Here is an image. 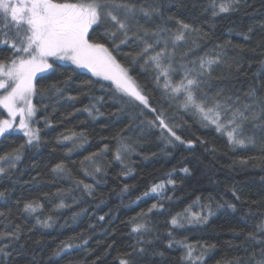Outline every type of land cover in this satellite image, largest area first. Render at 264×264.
<instances>
[{"label":"trees","instance_id":"obj_1","mask_svg":"<svg viewBox=\"0 0 264 264\" xmlns=\"http://www.w3.org/2000/svg\"><path fill=\"white\" fill-rule=\"evenodd\" d=\"M123 2L137 7L128 22V42L120 43L124 36L111 23L90 35L129 70L156 111L122 97L109 81L71 63L55 61L39 74L33 97L39 142L29 145L17 131L0 137V156L24 145L14 167L0 161L5 168L0 174V232L19 237L0 239L9 253L0 254V264H120L122 259L129 264H249L264 240L258 228L264 222V119L244 123L238 137L245 139L244 146L230 144L226 131L218 132L194 109L182 107L183 94L164 89L155 66L137 55L144 47L137 37L149 31L146 39L155 45L150 54L168 40L173 85L183 78L182 65L219 57L211 75L202 78L198 97L219 93L222 102L231 97L234 108L253 104L246 115L260 116L246 93L255 89L264 97V0H231L228 12H219V5L230 0ZM140 8L158 11L144 17ZM181 24L190 27L183 40L173 43ZM160 29L165 31L157 44L151 33ZM106 31H116L118 49ZM11 56L0 43V60ZM161 113L184 143L174 138L168 143L167 131L150 123ZM122 145L129 150L117 160ZM57 164L63 170H54ZM161 184L162 189L151 192ZM27 203L38 207L26 211ZM188 210L207 220L171 224ZM137 224L145 229L133 231ZM189 246L191 260L186 258Z\"/></svg>","mask_w":264,"mask_h":264},{"label":"snow or ice","instance_id":"obj_2","mask_svg":"<svg viewBox=\"0 0 264 264\" xmlns=\"http://www.w3.org/2000/svg\"><path fill=\"white\" fill-rule=\"evenodd\" d=\"M215 7L216 5L213 4V8ZM231 7V0L229 3H221L219 12H228ZM139 11L144 17H150L158 10L140 8ZM136 12L135 4L123 2V0L120 3H117V0H0V35L4 37L0 43L12 51V56L7 62L0 60V90H2L0 91V108L4 109L9 117L0 119V137L13 129L15 125L27 137V144L39 142L38 129L32 128L29 123L37 110L33 104V97L37 93L35 81L38 74L52 69L55 61L70 62L77 69H84L91 73L92 77L109 81V87L114 92L155 112L156 109L151 108L149 98L143 94L140 84L129 70L117 61L105 43L94 40L90 35V32H95L101 25L111 23L117 31L123 34L124 39L120 43L125 44L128 42V22L135 19ZM215 14L213 12V15ZM189 27L187 24H181L182 30L172 37V42L183 40L184 30H188ZM163 31L165 30L160 29L151 33V36L156 37L157 44L160 42ZM116 34V31L105 33L113 40V47L118 49L119 45L115 44ZM146 37H149L148 30L143 31V36L137 37L144 44L142 51L137 55L146 57L145 63L151 62L155 66L159 76L164 78V89L170 90L177 96L183 94L182 107L184 109H194L206 124L214 125L218 132L226 131L230 144L244 146L245 139L238 137L243 130L244 123L250 118L251 120L264 119V97L258 96L255 89L246 93V96L252 98L254 104L260 108L261 115L257 116L253 113L251 117L246 113L251 112L253 104H244L242 108H234L229 103L231 97L222 102L219 99V93L214 98H209L207 95L198 97L197 92L202 78L211 75L212 66L219 63V57H202L198 61H190L191 67L182 65L183 78L178 84L173 85L170 80V72L173 71L172 64L166 51L168 40L165 39L164 48L150 54L155 45L149 43ZM165 59L169 60L167 64L164 63ZM157 80L159 81V77ZM17 118H19L18 125H16ZM150 123L153 125L158 123L162 130L167 131L168 137L165 139L168 143H172L173 138L175 141L184 143L173 128L165 122L162 113L157 114L155 121ZM64 139L67 140L69 137H64ZM247 139L252 142L250 137ZM188 143L191 144V141ZM23 147L24 145H21L20 149ZM20 149L6 156H0V161H8L14 167V161L20 159ZM128 150L127 145H122L117 151L116 159H121V151ZM54 170H63L62 164H57ZM96 171L100 169L97 168ZM184 171L188 170L184 169ZM3 173H5V168L0 167V174ZM169 182L174 183V181ZM89 187L85 185V188ZM162 188V184L153 186L151 192L155 193ZM3 195L4 193L0 192V197ZM37 207L38 205L33 203L25 204L26 211H35ZM156 207L155 204L152 206V208ZM228 207L234 208L235 206L228 205ZM207 213L209 216L212 215L211 205L207 206ZM0 215L3 214L0 213ZM206 220L207 216L193 214L188 222ZM44 223L47 226V222ZM171 224L175 227L183 226L177 217L171 220ZM258 228L264 234V224L258 225ZM142 229H145V225L137 224L133 231ZM249 236L255 240L254 234L249 233ZM9 237L19 238L16 232H0V239ZM259 243L260 250L252 253L249 257V264H264V240ZM6 248L7 245L0 247V254L9 255ZM186 258L193 259L190 246ZM120 264H129V261L122 259Z\"/></svg>","mask_w":264,"mask_h":264},{"label":"rangeland","instance_id":"obj_3","mask_svg":"<svg viewBox=\"0 0 264 264\" xmlns=\"http://www.w3.org/2000/svg\"><path fill=\"white\" fill-rule=\"evenodd\" d=\"M61 62H65V63H70V62H67V61H61ZM84 70V69H83ZM39 75V74H38ZM0 91H2V90H0ZM4 110V109H3ZM4 114H5V117L3 118V119H8L9 117L7 116V112L4 110ZM18 123H19V118H17V121H16V125H18ZM30 123V126L32 127V128H34V129H36L35 128V126H34V117L31 119V121L29 122ZM9 131H17V132H21L22 134H23V132L21 131V130H19L18 129V127H16L15 125H14V128L13 129H11V130H9ZM27 138V137H26ZM193 213H192V211H190V210H188V211H186V216L184 217H179V219H180V222L182 223V224H187V223H189L188 222V219L189 218H191L193 215H192ZM188 215V216H187ZM263 224H264V222H263Z\"/></svg>","mask_w":264,"mask_h":264}]
</instances>
